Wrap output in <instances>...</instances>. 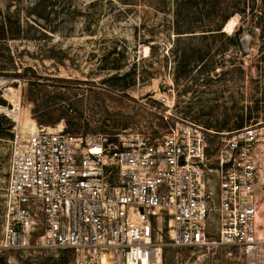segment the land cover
<instances>
[{"label":"rangeland","instance_id":"374dc122","mask_svg":"<svg viewBox=\"0 0 264 264\" xmlns=\"http://www.w3.org/2000/svg\"><path fill=\"white\" fill-rule=\"evenodd\" d=\"M231 18L237 22L229 30ZM2 77L0 108L12 109L18 99L20 110L18 119L0 110V239L13 129L26 138V116L110 135L164 132L183 118L218 132L210 136L213 153L227 131L256 125L264 132V0H0ZM9 87L20 97L11 100ZM210 220L216 233L217 214ZM0 264L74 260L71 249L31 246L0 249ZM162 264L240 258L232 246L166 245Z\"/></svg>","mask_w":264,"mask_h":264},{"label":"built area","instance_id":"2783aa9c","mask_svg":"<svg viewBox=\"0 0 264 264\" xmlns=\"http://www.w3.org/2000/svg\"><path fill=\"white\" fill-rule=\"evenodd\" d=\"M59 125L27 138L14 126L0 249H71L74 264H162L166 245H225L240 264H264L259 127L225 132L213 153L218 132L183 118L158 133Z\"/></svg>","mask_w":264,"mask_h":264},{"label":"bare ground","instance_id":"6f19581e","mask_svg":"<svg viewBox=\"0 0 264 264\" xmlns=\"http://www.w3.org/2000/svg\"><path fill=\"white\" fill-rule=\"evenodd\" d=\"M236 19L235 18H231L229 21H228V23H227V29L229 28V30H230V28L231 29H233L234 27H235V25H236ZM226 29V30H227ZM229 32V31H228ZM150 50V47L149 46H146V51L148 52ZM6 83V80H5V78H0V86L1 85H3V84H5ZM6 94L9 96V98L11 99V100H15L16 98H18V97H20L19 96V90L18 89H15V88H13V87H9V88H7L6 89ZM18 100V99H17ZM15 101V107H14V109H11L10 107H4V106H2L1 108H0V110L2 111V112H6V113H8L9 115H11L13 118H15V119H18L19 118V112H18V107H19V105H20V103H19V101ZM24 116V115H23ZM64 125H65V123H64ZM63 125V126H64ZM60 127H62V125L60 124L59 125ZM20 127H21V129L23 130V132H25L26 134H27V137H29L30 136V134H31V132H34V131H36L37 129H38V127H39V124L37 123V121L34 119V118H32V117H29V116H26L24 119H23V121L21 122V124H20ZM26 137V138H27ZM261 207H262V204H261ZM260 210H261V208H260ZM260 213H261V211L259 212V215H260ZM259 218V217H258ZM155 264H161L160 262H157V263H155Z\"/></svg>","mask_w":264,"mask_h":264},{"label":"water","instance_id":"95a60500","mask_svg":"<svg viewBox=\"0 0 264 264\" xmlns=\"http://www.w3.org/2000/svg\"><path fill=\"white\" fill-rule=\"evenodd\" d=\"M241 41H242V44L244 45V48H246L248 46L249 37L245 35L242 37Z\"/></svg>","mask_w":264,"mask_h":264},{"label":"trees","instance_id":"16d2710c","mask_svg":"<svg viewBox=\"0 0 264 264\" xmlns=\"http://www.w3.org/2000/svg\"><path fill=\"white\" fill-rule=\"evenodd\" d=\"M218 29H219V30H221V29H222V27H220V26H219V28H218ZM208 30H209V29H208ZM221 33H223V34H224V31H221ZM5 35H6V33H5ZM237 42H238V43H241V41H240V40H238ZM0 129H1V123H0ZM67 129H68V128H67ZM68 130H69V129H68Z\"/></svg>","mask_w":264,"mask_h":264},{"label":"crops","instance_id":"0c3cea01","mask_svg":"<svg viewBox=\"0 0 264 264\" xmlns=\"http://www.w3.org/2000/svg\"><path fill=\"white\" fill-rule=\"evenodd\" d=\"M263 205V204H262ZM259 222H262V221H259Z\"/></svg>","mask_w":264,"mask_h":264}]
</instances>
